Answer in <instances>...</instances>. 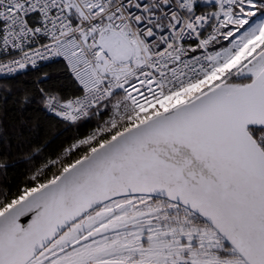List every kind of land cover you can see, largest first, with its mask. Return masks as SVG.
I'll return each instance as SVG.
<instances>
[{
    "label": "snow or ice",
    "instance_id": "1",
    "mask_svg": "<svg viewBox=\"0 0 264 264\" xmlns=\"http://www.w3.org/2000/svg\"><path fill=\"white\" fill-rule=\"evenodd\" d=\"M13 139L0 264H264V0H0Z\"/></svg>",
    "mask_w": 264,
    "mask_h": 264
},
{
    "label": "trees",
    "instance_id": "2",
    "mask_svg": "<svg viewBox=\"0 0 264 264\" xmlns=\"http://www.w3.org/2000/svg\"><path fill=\"white\" fill-rule=\"evenodd\" d=\"M45 70L53 73L55 77L56 73L53 69L46 68ZM29 119H33V117H29ZM5 127L8 129L9 136H15V129L12 128L11 123H6ZM87 129L82 128L81 134L85 132ZM74 135V132L69 129L67 131L62 128L50 127L47 121L41 116L39 117V123L34 132L29 133V141L31 143H43L44 141H50L45 149V155L51 153L55 154L63 145H65L68 141H70L71 137ZM12 147L11 149H5L2 145H0V152L7 151L15 161V166L10 167L8 169L7 178L12 185L17 184L21 179H23L26 172L31 167L30 164H26L22 157V154L28 150L29 145L27 143H20L18 145L17 141L13 139L11 141ZM2 178V177H0Z\"/></svg>",
    "mask_w": 264,
    "mask_h": 264
}]
</instances>
